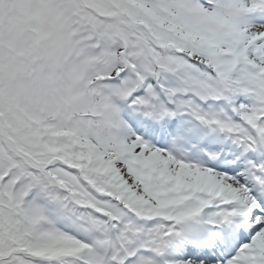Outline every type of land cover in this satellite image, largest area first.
I'll list each match as a JSON object with an SVG mask.
<instances>
[{
  "label": "snow or ice",
  "instance_id": "6c2138e0",
  "mask_svg": "<svg viewBox=\"0 0 264 264\" xmlns=\"http://www.w3.org/2000/svg\"><path fill=\"white\" fill-rule=\"evenodd\" d=\"M0 264H264V0H0Z\"/></svg>",
  "mask_w": 264,
  "mask_h": 264
}]
</instances>
